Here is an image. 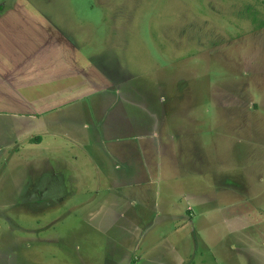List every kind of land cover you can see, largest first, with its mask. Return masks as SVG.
Instances as JSON below:
<instances>
[{
    "label": "rangeland",
    "instance_id": "obj_1",
    "mask_svg": "<svg viewBox=\"0 0 264 264\" xmlns=\"http://www.w3.org/2000/svg\"><path fill=\"white\" fill-rule=\"evenodd\" d=\"M0 67L72 79L0 104V264L264 263V0H0Z\"/></svg>",
    "mask_w": 264,
    "mask_h": 264
},
{
    "label": "crops",
    "instance_id": "obj_2",
    "mask_svg": "<svg viewBox=\"0 0 264 264\" xmlns=\"http://www.w3.org/2000/svg\"><path fill=\"white\" fill-rule=\"evenodd\" d=\"M6 33L15 35L14 31L6 32ZM7 54H6V56H7ZM9 56H11V55L8 54V58H9ZM24 56L25 55H22L23 58H24ZM43 66L44 65H42V67ZM56 66H57L56 64L53 65V67H55L53 69L54 72L51 73L50 75H53V76L58 75V71H56L57 70ZM14 67H15V69L17 68L16 64H14ZM46 67H52V64L48 63V65H46ZM94 69H96V71H97L94 78H91L90 80L85 81V83H80L78 85L79 90H82L85 85H88L87 92L85 94H82V93L72 94L73 96L68 97V94H71V93H69L67 88H71V87L61 88V89L59 88V84H68L72 80L71 78H67V76H63L54 82L51 81L50 79L45 81V80H43V76H45L46 74H44L42 70L38 74L26 73V71H22L21 73H15V71L6 70V69L0 67V91H3V89L6 86H8L7 83L11 86V85H13L14 82H16V86H17L16 90L11 91V96H9L10 101H9V99L2 97L0 99V104L5 108H8L11 105L17 109L16 112L22 113V112H26L25 109H31L33 107H36V108L45 107L43 109H47L48 105H54L57 103V99L59 98L60 95L67 96L68 99L71 101L80 100L81 99L80 97H85L86 95H89L91 93V87L89 86V84H91L92 80L97 81V80H99V77L101 76L105 82L107 81L106 76L101 73L98 66H94L92 68V70H94ZM37 76H39V77H37ZM11 77H13L12 81L10 80ZM19 79H20V81H22V87L20 85ZM24 86H27L29 88V90H31V92L30 91H29V93L26 92L24 90ZM123 88H125V87H123ZM125 89H127V88H125ZM127 90H129V93L131 92L130 89H127ZM36 92L38 93V96L35 95ZM31 94L35 95L36 99H33L32 101H30V95ZM54 107H57V106H54ZM40 111H42L41 108L38 112H40ZM9 113H13V112H9ZM44 113L45 112H43V114ZM43 114L42 113L39 114L37 112H34V115H43ZM42 120L44 121V119H42ZM34 139H35V142L32 143L31 145L39 146L38 143L40 141H39L38 137L34 136L33 140ZM120 156H122V158L126 156V160H122V161L125 162L128 165V167L131 168V170L129 168L126 170V172H125L126 175H124V179H130L131 177L134 176V174H132V176H131V174L128 175L130 172L131 173L137 172L136 177H137L138 173H140V175L143 173V175L147 178L146 171H142L139 169L135 170L132 167L130 161H128V159L130 157L128 152H124ZM118 160H121V159L119 158ZM134 167L138 168L136 165H134ZM140 177H142V175ZM110 182H112V181L110 180ZM130 182L133 183V178L130 179ZM151 183H152V181H150V184ZM24 184L21 187V190L19 193L20 195H18L19 198H21L23 201L27 202V201H29V199H36V198L41 197V192L37 193V192H33V191L31 192L29 190V186L30 187L32 186V185H30V182H27L25 185ZM112 185H114L113 182L111 184V187H112ZM122 185H126V184H124V182H123ZM113 187L116 188L119 186L117 184H115ZM27 191H29V192H27ZM58 195L59 194H57V196ZM60 199L62 200V196L56 197L57 201ZM170 210L179 211V206L177 204H173V205H171ZM172 214H173V212L167 213V217H169L170 215L172 216ZM210 217H211V214H210ZM211 249H214V251H216L218 249V247H216L214 245V246H211V248L209 250H211ZM248 250L254 251L252 249H247V248L245 251L248 252Z\"/></svg>",
    "mask_w": 264,
    "mask_h": 264
}]
</instances>
